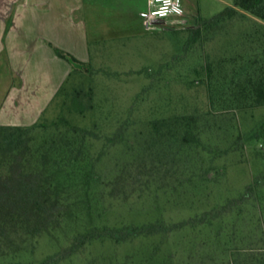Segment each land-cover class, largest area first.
<instances>
[{"label":"rangeland","instance_id":"obj_1","mask_svg":"<svg viewBox=\"0 0 264 264\" xmlns=\"http://www.w3.org/2000/svg\"><path fill=\"white\" fill-rule=\"evenodd\" d=\"M235 1L184 0L181 18L149 28L134 16L131 31L122 29L126 14H108L118 30L101 38L107 50L75 64L94 79L97 127L87 171L93 168L98 180L67 165L69 153L50 152V133L36 131L18 150L5 145L3 128L37 122L24 124L50 105L68 76L64 65L72 64L61 58L59 76L55 66L43 84L26 71L17 74L3 40L0 264H264V106H239L221 86L224 77L263 62L254 55H264V21L239 10L226 23L210 24ZM4 5L0 0L1 11ZM14 16L5 18L7 32ZM30 22L23 32L32 41L11 47L22 70L41 60ZM114 41L134 44L119 56L108 51ZM14 88L20 93L10 102ZM47 89L50 99L36 111L33 102L43 95L45 103ZM187 117L194 118L195 142L152 133L154 120ZM251 186L256 190L241 198ZM191 218L200 222L175 228ZM148 222L162 224L161 232L137 235L133 226ZM90 230L100 237L79 244L78 235Z\"/></svg>","mask_w":264,"mask_h":264},{"label":"trees","instance_id":"obj_2","mask_svg":"<svg viewBox=\"0 0 264 264\" xmlns=\"http://www.w3.org/2000/svg\"><path fill=\"white\" fill-rule=\"evenodd\" d=\"M239 10L250 12L264 21V0H236L235 7H228L215 15L210 24L226 23L235 18ZM256 41L253 39L252 42ZM54 48L60 58L72 64L70 73L37 122L27 126L17 125L3 128L5 145L12 150H18L34 140L33 134L36 131L42 130L50 133L52 135L51 140L45 142L46 145H49L48 150L50 152L60 154L63 151L69 153L70 158L67 165L74 164L77 171L82 173L85 179L96 180L97 178L98 180V175L93 168L87 171L89 164H91L88 140L93 138L94 130L97 127L94 79L91 74L75 65L76 63H83L77 57L58 47ZM254 56L263 57V60H260L263 62L260 63L259 67L245 74L236 71L238 77H224L221 81L225 96L237 102L239 106H264V55L257 54ZM257 60L254 59V62ZM209 72L211 75V67ZM216 81L218 84L220 79ZM229 89H231V95H229ZM193 121V117L183 118L179 122L157 119L152 122V133L157 136L171 135L182 142L192 143L196 140V134L193 132ZM253 187L247 189L241 198L247 197L251 191L256 190ZM257 195L259 196V193ZM235 200L231 203L238 202ZM195 222L200 221L191 218L175 223L174 226L180 230L193 226ZM133 228L135 233L140 236L159 234L163 227L160 223L148 222L142 225H134ZM99 237L100 233L97 230H90L79 234L78 240L79 244L84 245ZM50 261L51 259H47L40 264H49Z\"/></svg>","mask_w":264,"mask_h":264},{"label":"crops","instance_id":"obj_3","mask_svg":"<svg viewBox=\"0 0 264 264\" xmlns=\"http://www.w3.org/2000/svg\"><path fill=\"white\" fill-rule=\"evenodd\" d=\"M60 2L61 0H36V5H32L30 0H4V10H0V46L3 45V40H5L7 46L10 47L9 52L14 69L20 76L26 71L25 76L28 75L33 80L40 79L42 82L47 74L54 75L55 66H57L58 75L63 60L57 55L54 47L63 49L78 59H84L82 57H100L104 54V50H107L101 38L104 35H114L112 33H117L118 30V23L110 20L108 14H118V12L126 14L127 16H124V18L119 17L126 28L122 25V29L131 31L136 27L133 25L132 18L134 16L138 19L144 18L146 22L149 12V0H64L62 3L69 4L66 9L59 7ZM10 13H15V16L12 26L7 32L5 18ZM33 16L36 17L32 20ZM26 21L34 23L35 29L33 30L37 31L35 44L38 46V55L35 52L32 57L37 55V57H41V60L31 62V59L29 65L22 70L21 66L17 65L16 57H14L15 52L11 50V47L24 46L32 41L29 35L23 32L25 29L23 24ZM131 43L134 44L130 41L127 44H118L114 41L111 45L112 48L108 47V51L120 56L124 50L128 49L127 52H129ZM118 46L120 49H118ZM19 53V55L25 56V51L20 49ZM70 69H67L64 65L63 73L69 74ZM44 72L47 74L45 75ZM42 83L44 84V82ZM47 90L45 103L43 95L37 98L36 102H33L36 111L43 110L45 104L48 103L51 90ZM19 93L20 89L14 88L10 92L9 101L14 102L15 96ZM41 112H37L32 121H27L24 124L37 121ZM24 116V119L31 117L30 114ZM9 124H23V122L13 121Z\"/></svg>","mask_w":264,"mask_h":264},{"label":"built area","instance_id":"obj_4","mask_svg":"<svg viewBox=\"0 0 264 264\" xmlns=\"http://www.w3.org/2000/svg\"><path fill=\"white\" fill-rule=\"evenodd\" d=\"M184 0H149V12L146 23L154 28L158 21L174 22L185 15Z\"/></svg>","mask_w":264,"mask_h":264}]
</instances>
